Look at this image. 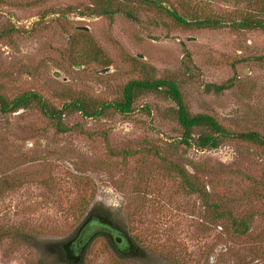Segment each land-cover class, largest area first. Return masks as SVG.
<instances>
[{
  "label": "rangeland",
  "instance_id": "rangeland-1",
  "mask_svg": "<svg viewBox=\"0 0 264 264\" xmlns=\"http://www.w3.org/2000/svg\"><path fill=\"white\" fill-rule=\"evenodd\" d=\"M157 1L224 20L237 6ZM111 3L117 12L96 16L90 0H0V93L33 90L55 109L78 101L93 111L121 99L131 80L172 79L191 114L264 136V30L200 28L146 0ZM223 82L232 85L204 89ZM62 124L70 130L58 132L34 106L0 114V264H60L37 243L65 240L98 209L147 257L115 255L90 222L80 236L84 264H264V147L239 138L186 146L174 103L145 91L126 114L109 107L85 117L71 106ZM230 216L248 231L235 232Z\"/></svg>",
  "mask_w": 264,
  "mask_h": 264
},
{
  "label": "trees",
  "instance_id": "trees-1",
  "mask_svg": "<svg viewBox=\"0 0 264 264\" xmlns=\"http://www.w3.org/2000/svg\"><path fill=\"white\" fill-rule=\"evenodd\" d=\"M89 14L92 15H111L117 12V9L112 8L111 0H90ZM163 8L177 23L191 25L200 28H221L233 27L238 29H260L264 30V0H232L235 5V16L228 17L226 20L219 19L213 16L205 15H190L185 16L178 12L175 8L166 7L157 0H146ZM245 3L246 8L241 6ZM248 10V11H246ZM82 14H85L82 12ZM128 14V13H126ZM129 15V14H128ZM185 72L192 73V64L190 53L187 49L184 50ZM107 61L109 60L104 57ZM232 85L231 82L223 83H204V89L207 92L220 93ZM150 92L165 100H170L176 108V118L181 127V137L179 142L193 147L197 150L215 149L219 147L223 139L239 138L241 140L264 147V136L258 132H242L232 133L219 124V122L211 115L204 113L191 114L186 109L182 99L180 88L175 80L172 79H153V80H131L126 83L123 89L122 98L115 101L102 102L100 107L95 110H87L78 101L65 103L63 107L55 109L51 107L46 99L36 91H26L12 98H8L0 93V114L6 115L9 113L18 112L28 107H36L48 119L52 120L58 132H67L70 127L63 126L62 116L67 108L75 106L78 111H81L83 116L92 117L100 114L101 110L112 107L116 111L126 114L132 110L135 92ZM147 108V107H146ZM149 111V109L147 108ZM176 167V165H175ZM175 170L181 175L184 184L194 192L203 195L197 182H193L190 177L183 171ZM204 196V195H203ZM231 227L237 233L244 234L249 227L244 219L238 220L232 216L229 217ZM37 248L44 253L52 256L55 261L64 264V251L59 252L58 242L50 240H42L37 243ZM63 256V257H62ZM44 264V263H42Z\"/></svg>",
  "mask_w": 264,
  "mask_h": 264
},
{
  "label": "flooded vegetation",
  "instance_id": "flooded-vegetation-1",
  "mask_svg": "<svg viewBox=\"0 0 264 264\" xmlns=\"http://www.w3.org/2000/svg\"><path fill=\"white\" fill-rule=\"evenodd\" d=\"M96 211L91 212L81 222L74 234L65 240L57 241L58 251H64L65 257L62 256L65 259L64 264H84L83 252L87 240H82L80 236L90 222H95L98 226L92 234H95L96 237H101L115 255H125L129 258H138L140 260L147 257V254L136 247L131 236L126 231H123L108 213L99 209Z\"/></svg>",
  "mask_w": 264,
  "mask_h": 264
},
{
  "label": "water",
  "instance_id": "water-1",
  "mask_svg": "<svg viewBox=\"0 0 264 264\" xmlns=\"http://www.w3.org/2000/svg\"><path fill=\"white\" fill-rule=\"evenodd\" d=\"M80 28H82V29H85V30H87V27L86 26H83V27H80ZM249 59H251V58H255V57H248ZM55 75H57V73H55Z\"/></svg>",
  "mask_w": 264,
  "mask_h": 264
}]
</instances>
